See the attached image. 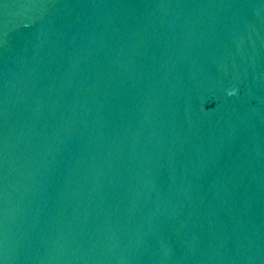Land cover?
Returning a JSON list of instances; mask_svg holds the SVG:
<instances>
[{
    "label": "water",
    "instance_id": "water-1",
    "mask_svg": "<svg viewBox=\"0 0 264 264\" xmlns=\"http://www.w3.org/2000/svg\"><path fill=\"white\" fill-rule=\"evenodd\" d=\"M0 264H264V0H0Z\"/></svg>",
    "mask_w": 264,
    "mask_h": 264
},
{
    "label": "clouds",
    "instance_id": "clouds-1",
    "mask_svg": "<svg viewBox=\"0 0 264 264\" xmlns=\"http://www.w3.org/2000/svg\"><path fill=\"white\" fill-rule=\"evenodd\" d=\"M228 95H229V96H234V95H236V91H235V90L230 91V92L228 93Z\"/></svg>",
    "mask_w": 264,
    "mask_h": 264
}]
</instances>
